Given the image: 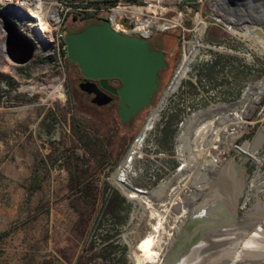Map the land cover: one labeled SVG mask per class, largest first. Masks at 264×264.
<instances>
[{"label": "rangeland", "instance_id": "rangeland-1", "mask_svg": "<svg viewBox=\"0 0 264 264\" xmlns=\"http://www.w3.org/2000/svg\"><path fill=\"white\" fill-rule=\"evenodd\" d=\"M159 2L144 4L161 32L149 39L174 61L130 127L117 105L78 101V66L62 50L0 63V264H264V141L248 149L264 128V0ZM78 17L68 12L67 29L83 24ZM165 19L174 25L160 28ZM183 31L191 41L167 87ZM218 103L236 104L242 119L229 147L214 149L218 160L204 163L194 146L189 153L192 140L181 149L177 137L189 117L220 123L223 113L206 112ZM176 109L170 148L162 147L159 126ZM235 147L253 157L239 161ZM113 189L127 201L121 221L106 213Z\"/></svg>", "mask_w": 264, "mask_h": 264}, {"label": "water", "instance_id": "water-1", "mask_svg": "<svg viewBox=\"0 0 264 264\" xmlns=\"http://www.w3.org/2000/svg\"><path fill=\"white\" fill-rule=\"evenodd\" d=\"M18 34L25 48V53L19 61L26 62L33 56L35 45L24 33ZM64 41L67 58L75 62L82 75L88 79L80 82L79 87L87 92H93L95 94L93 101L97 104L107 103L111 96L91 80L94 78L99 79L101 87L118 94V115L121 120H128L141 108L151 104L153 95L159 87L158 71L167 64L163 49L151 46L145 37L114 30L106 16L98 22L87 24L82 29L67 30ZM110 77L120 79L121 84L110 85L107 82ZM165 90L166 88L153 108L161 102ZM263 140L264 128L252 140L249 150L255 152ZM238 152L234 155L235 158L244 155ZM250 157L253 156L247 155L243 162Z\"/></svg>", "mask_w": 264, "mask_h": 264}, {"label": "built area", "instance_id": "built-area-1", "mask_svg": "<svg viewBox=\"0 0 264 264\" xmlns=\"http://www.w3.org/2000/svg\"><path fill=\"white\" fill-rule=\"evenodd\" d=\"M51 1H53V4ZM105 1L108 2V5L102 7V4ZM114 1L115 0H85L81 2L76 0H0V10L5 8L4 13H0V63L8 64V60H10L12 63L17 64L19 58L22 57V47L18 46L15 40L10 39V32L19 39V43H21L23 47L24 43L18 32H22L32 39L35 45V50L30 59L36 58L39 53L47 55L48 53L56 51L59 56V50L65 52L66 45L64 36L68 30L66 27V17L68 12H73V14L76 13L79 17L83 13L82 19L106 16L114 30L124 34H136L145 38H149L156 29L159 28L158 15L155 14L156 12H148V8L144 5L146 3L149 6L158 0H141L143 3L134 0ZM87 3L88 5H85ZM117 5H121V8L113 10V7ZM138 6L140 9L135 8ZM87 9L91 11L88 13ZM135 10H139L140 12H135ZM37 15H41L45 20L44 26L49 27V29L41 32L39 29L35 28L34 24L39 20V16ZM26 16L33 22L32 30L30 32L23 29L24 18ZM165 20L166 22L163 24H165L166 27H168V25H174L167 19ZM2 21H5V23ZM184 32L185 31H183V47L181 49L180 58L174 67L167 87L178 68L184 52L189 48L190 38L186 39L184 37ZM12 57H14L15 60ZM190 71L191 63L187 76L181 78L177 88L171 91L172 93L178 88L184 86L182 82L189 77Z\"/></svg>", "mask_w": 264, "mask_h": 264}, {"label": "bare ground", "instance_id": "bare-ground-1", "mask_svg": "<svg viewBox=\"0 0 264 264\" xmlns=\"http://www.w3.org/2000/svg\"><path fill=\"white\" fill-rule=\"evenodd\" d=\"M51 2L53 4V1H51ZM158 3H160L159 0L154 2V3H152L149 6H153L155 8H158V6H159ZM146 7L148 8V6H146ZM120 8H121V5H117V6L113 7V10H118ZM135 8L136 9H140L139 6L135 7ZM155 8L152 9V10L154 11ZM4 11H5V8H2L0 10V13L3 14ZM90 11L91 10L87 9L88 13ZM135 12H140V11L139 10H135ZM37 16H39V20H37V22L34 24V26H39V28H41V29H39L41 32L46 30L47 28H49V27L44 26L45 20L41 17V15H37ZM228 21L229 22L226 25L230 26V24L232 22L231 18H229ZM2 22L5 23V21H2ZM196 22L199 25V31L198 32L201 33L203 31V29H204L206 24H205L204 20L201 18V16H199V15L196 17ZM163 26H165V24L161 25L160 27H163ZM9 37H10L11 40H15V42H17L18 46L22 47L21 48V55L23 56L24 53H25V48L21 45V43H19V39L11 32H10ZM190 41L191 40H189V42ZM195 43L197 44V42H195ZM183 69L180 72H182ZM161 105H162V103H160L159 107H161ZM235 105L236 104H231V103H218L216 105H213L212 108H210L208 111H206V112H209L212 109L213 112L223 113L221 115L222 121L220 123L219 122L218 123L215 122V124H213V127H211V128L208 127V124H207V126H203V127L199 126L197 123L193 122V119L190 118V117L188 119H186L187 125H186L185 129H187V131H182L178 135V137H177L178 138V142H179L178 146L181 147V149H184V147H186L185 143L187 141H191L192 140L193 144L191 146H188L186 144L187 148L190 151L189 153L193 152L191 147L194 146L195 147V152H193L194 154H192V155H196V154L199 155L201 157V161H203L204 163H208V162H211V161L218 160L216 154H214V149L220 147L221 143H224L227 147H229V142L233 138H235V136L237 135L238 127H239V124L241 123L242 112H241V110H238V111L232 110ZM243 106L244 105H242V107ZM157 111H158V105H157V107H155L153 112L156 113ZM152 115H153V113H152ZM205 120L209 123V122H212L213 118H209V119H205ZM194 124H196L197 126L194 127ZM191 135H192V137H191ZM248 149H249V147H248ZM234 151L236 153H239L238 151L242 152L238 147H235ZM190 156H187V159H185L183 162H188ZM244 158H245V156L242 155L241 157H239L237 159L242 162V161H244ZM214 192H215L214 190L210 189L208 193H214ZM224 212H226V209H224V208H220L219 209V214H222ZM226 216H228V218L229 217L232 218V216H234V215H233V212L230 211L229 214H227ZM256 246H258V245H256ZM250 248L253 249L254 246L250 247ZM134 249L137 250L136 246H135ZM162 251L163 250H160V254L162 253ZM137 252L138 253L135 252V255L141 256V257L143 256V252L142 251H138L137 250ZM164 253H165V251H164ZM163 257H164V255L161 258H163ZM156 261H151L152 262L151 264H156Z\"/></svg>", "mask_w": 264, "mask_h": 264}, {"label": "trees", "instance_id": "trees-1", "mask_svg": "<svg viewBox=\"0 0 264 264\" xmlns=\"http://www.w3.org/2000/svg\"><path fill=\"white\" fill-rule=\"evenodd\" d=\"M76 15L77 14L74 13V16H76ZM80 18H81V16H80ZM101 18H102V16H98V17H95V18H92V19H83L84 22H83V24L81 26H79L77 28H71V29H68V30L71 31V30L82 29L83 27H85L87 24H89L91 22L100 21ZM157 33L159 34L161 32L160 31H155L153 34H157ZM158 48L163 49L162 47H159V46H158ZM65 53H66V51H65ZM180 53H181V51H179V56H180ZM165 59H166V62H167L166 66L161 68V69H159V71H158V82H159V84H160V79L162 80V82H166L168 69H169L170 65L172 64V62L174 61L173 57H171V59H169V57L166 55V52H165ZM177 61L175 63H177ZM207 68H206V70H207ZM203 71L204 70H201V68H200V73H202ZM78 101L81 102V99L79 97H78ZM116 105L118 106L117 103H114V104H109L106 107L108 109L112 110ZM133 119L129 120V121H126V120H121V121L127 127H130L132 125ZM178 119H179V110L178 109H176L174 112L173 111L167 112L164 115L163 122L159 126V133H160L159 136L160 137L158 138V142H159L160 146L166 147V148H170L172 135L175 132L176 122L178 121ZM87 136H89V135H87ZM106 204L108 206L106 208V213H107V211H110V213L112 215H114L116 221H121L124 218V215L121 213V211L126 207L127 201H126L125 196L120 194V192H118L116 189H113L112 192L110 193V195L106 198ZM6 233H7L6 231H3V232H1L0 235L6 234ZM108 235L109 234H107L106 236H108Z\"/></svg>", "mask_w": 264, "mask_h": 264}, {"label": "flooded vegetation", "instance_id": "flooded-vegetation-1", "mask_svg": "<svg viewBox=\"0 0 264 264\" xmlns=\"http://www.w3.org/2000/svg\"><path fill=\"white\" fill-rule=\"evenodd\" d=\"M150 38V37H149ZM149 38H147L148 39V41H149V43H150V45L151 46H153V47H157L158 48V46H156V45H154L152 42H151V39H149ZM74 79L75 80H73L74 81V83H75V81H76V83H77V88H76V93L77 94H81L82 95V97H79L80 99H81V102H83L84 101V99H85V102L86 103H90V104H92V105H94V106H96L97 108H100V107H106V106H108L109 104H114V103H119V96H118V94L117 93H112V92H110L109 90H107V89H105V88H103V87H101L100 85H99V79H97V78H94V79H91L92 81H94L104 92H106L108 95H110L111 96V99H110V101H108L107 103H105V104H101V105H99V104H97L95 101H93V97H94V93L93 92H87V91H85L84 89H81L80 87H79V83L80 82H83V81H86V80H88L87 78H85L83 75H82V73L80 72V70H78L77 69V72H76V75H75V77H74ZM107 82L110 84V85H112V86H119L120 84H121V81H120V79H118V78H116V77H110V78H108V80H107ZM73 83V84H74ZM142 109V108H141ZM140 109V110H141ZM135 117V115L134 116H132V117H130L128 120H126V121H129V120H132L133 118ZM264 141V140H263ZM263 141L259 144V146H258V148L260 147V145L263 143Z\"/></svg>", "mask_w": 264, "mask_h": 264}, {"label": "crops", "instance_id": "crops-1", "mask_svg": "<svg viewBox=\"0 0 264 264\" xmlns=\"http://www.w3.org/2000/svg\"><path fill=\"white\" fill-rule=\"evenodd\" d=\"M258 133H259V131L256 132V134H255L253 139H255L257 137Z\"/></svg>", "mask_w": 264, "mask_h": 264}]
</instances>
